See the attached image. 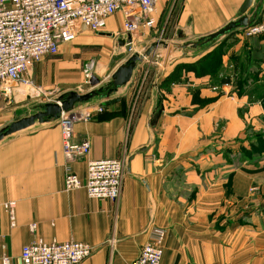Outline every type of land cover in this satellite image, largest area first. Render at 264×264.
<instances>
[{"label": "crops", "instance_id": "1", "mask_svg": "<svg viewBox=\"0 0 264 264\" xmlns=\"http://www.w3.org/2000/svg\"><path fill=\"white\" fill-rule=\"evenodd\" d=\"M245 2L184 0L176 20L184 43L162 46L170 54L157 49L109 99L103 94L82 104L93 117L76 125L74 141L89 140L91 160L125 163L117 203L91 199L83 188L65 191L59 120L0 142L1 257L22 264V249L32 242L78 241L95 249L82 264H129L150 241V230L159 228L166 231L162 264H264V35L247 39L239 28L222 42L192 46L241 18ZM247 16L263 20L264 0H253ZM122 22L115 15L100 33L112 34L108 39L120 49L129 47L127 36H113ZM88 33L59 53L87 48ZM219 45L224 56L217 76L186 68ZM88 61L82 81L97 65ZM33 67L34 85L48 88L58 82L52 74L74 65L64 56ZM76 81L67 79L68 85ZM19 100L0 89V131L33 115ZM102 105V113L95 111ZM72 166L85 181L86 163ZM8 202L16 203L15 227L4 209Z\"/></svg>", "mask_w": 264, "mask_h": 264}, {"label": "built area", "instance_id": "2", "mask_svg": "<svg viewBox=\"0 0 264 264\" xmlns=\"http://www.w3.org/2000/svg\"><path fill=\"white\" fill-rule=\"evenodd\" d=\"M157 6L158 0H0V89L12 90L13 85L34 89L31 72L35 64L57 55L62 45L75 41L84 29L94 34L103 33L108 20L118 14L123 17L122 27L113 36L131 37L127 46L134 53L135 37L157 26ZM242 33L247 39L264 35V19L242 28ZM86 73L90 79L89 70ZM90 109L74 108L59 119L63 152L68 161L65 191L70 193L83 188L91 199L117 203L122 192L125 163L116 159L91 160L89 140L74 141L76 125L92 120ZM95 109L102 113L104 108L102 105ZM76 162L86 163L85 181L73 169L72 164ZM4 209L9 214L11 226L15 227L16 203L8 202ZM35 228L32 225L31 231ZM150 231V241L129 264H162L166 231L159 228ZM94 252L92 246L83 242L47 244L37 240L23 247L20 258L22 264H82ZM1 258L4 264H10V258Z\"/></svg>", "mask_w": 264, "mask_h": 264}, {"label": "rangeland", "instance_id": "3", "mask_svg": "<svg viewBox=\"0 0 264 264\" xmlns=\"http://www.w3.org/2000/svg\"><path fill=\"white\" fill-rule=\"evenodd\" d=\"M183 3L184 0H158L156 12L158 23L156 28L151 32L136 36L132 49L138 53L143 54L154 43L164 42L173 48L178 45H182L185 38H179V32L176 28V20L180 12L182 11ZM110 25V27H112L115 25V23L111 22ZM85 36V41L86 43H88L87 48H82L81 51H75V53L72 54L69 52L64 53L63 55H61V53H58L55 56L46 57L40 63H38H52L58 61L59 59H62L64 56L68 57L69 62L72 63L74 67L73 69H63L52 74L53 79L58 76V82H53L48 88L38 86L36 82L34 89L20 87L17 85L11 86L12 92L17 93V99H22L19 100V102H21L22 105L27 106L24 110H28L29 113L35 114L36 111H40L45 104L55 102L61 95H63L64 92L71 91L77 92L79 94H86L91 90L107 88L108 83L111 81V75L114 73L115 69H117V66H120L121 63L123 64L124 61L128 60L130 58V55L132 54V52L130 51V47L125 46L123 49H120L118 46V42L114 39L111 40L108 39V37H103L101 35L94 36V33L92 32L88 33ZM79 39L80 38L71 43L65 44V46L74 45ZM223 40L224 39H222L221 42ZM102 49L103 51L105 50L107 52L108 56L105 55L106 53L105 51L103 52ZM158 49L167 52V54H170L162 46H160ZM190 49L191 48H189V50ZM92 59L97 62V65L94 70L90 71L91 77L94 76L102 82L101 85L95 89H92L90 80H87L84 77L85 75H83L82 81L83 69L85 65L88 64V60ZM35 68L36 67H33L32 70H35ZM33 72H31V76L33 75ZM52 75L51 77L47 75L45 78H43V82L47 84V81L49 79H52ZM32 77L35 81V77ZM68 77H76L77 81L75 83L73 82L72 85H68ZM75 108L81 109L82 104H77Z\"/></svg>", "mask_w": 264, "mask_h": 264}, {"label": "water", "instance_id": "4", "mask_svg": "<svg viewBox=\"0 0 264 264\" xmlns=\"http://www.w3.org/2000/svg\"><path fill=\"white\" fill-rule=\"evenodd\" d=\"M253 0H246L244 6L242 7L240 13L242 15L236 22H232L227 25L225 28L220 31L210 35L208 38H205V44H208L212 41L218 40L221 37L233 32L239 28H246L250 26L253 22L247 16V12L251 8ZM103 37L111 38L112 34H100ZM181 39L184 38L183 34L179 36ZM201 39L200 41H204ZM132 38L128 37V42L131 43ZM126 41H120V45H125ZM198 43L192 44L193 47H198ZM163 46L168 49L169 45L164 42L154 43L152 46L143 54H133L128 60L121 64L111 75V81L108 83L107 88H99L98 90H91L86 94H79L77 92H69L63 96H60L55 102L45 104L41 110L29 117L22 118L18 121L13 122L7 128L0 131V142L15 133L26 130L36 123L44 124L49 123L51 120H59L64 113H69L72 111L77 104H86L93 99L102 96L103 94L109 99L110 96L117 92L119 88L126 86L132 79L134 72L138 68L140 63H143L146 59L154 56L156 50ZM101 81L96 77L90 78V85L92 89L97 88L101 85ZM119 100H110L105 102V106H110L115 103H118Z\"/></svg>", "mask_w": 264, "mask_h": 264}, {"label": "trees", "instance_id": "5", "mask_svg": "<svg viewBox=\"0 0 264 264\" xmlns=\"http://www.w3.org/2000/svg\"><path fill=\"white\" fill-rule=\"evenodd\" d=\"M205 41L206 39L204 41H199L198 46L212 45L217 40L212 41L208 44H205ZM223 56V45H219L216 49L204 56L197 63L193 65H187L186 68L188 67L189 70L192 69L198 74L217 76L221 70L220 68L222 67Z\"/></svg>", "mask_w": 264, "mask_h": 264}]
</instances>
